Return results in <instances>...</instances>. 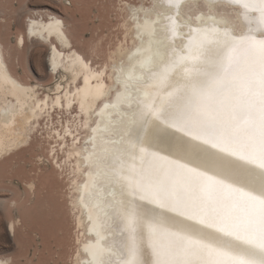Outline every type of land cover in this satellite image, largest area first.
Instances as JSON below:
<instances>
[{
  "label": "snow or ice",
  "instance_id": "1",
  "mask_svg": "<svg viewBox=\"0 0 264 264\" xmlns=\"http://www.w3.org/2000/svg\"><path fill=\"white\" fill-rule=\"evenodd\" d=\"M191 3L162 0L157 20L145 11L136 30L146 46L92 129L85 264H264V0H205L210 12L235 9L239 26L226 14L184 21ZM61 28L47 31L63 38ZM102 75L78 92L104 97ZM0 81L18 105L31 95L2 71Z\"/></svg>",
  "mask_w": 264,
  "mask_h": 264
},
{
  "label": "bare ground",
  "instance_id": "2",
  "mask_svg": "<svg viewBox=\"0 0 264 264\" xmlns=\"http://www.w3.org/2000/svg\"><path fill=\"white\" fill-rule=\"evenodd\" d=\"M151 1V8L149 6L147 8L139 7L130 9V30L133 39L131 40L132 46H130V48L127 47L125 50H120L123 48L121 45L119 46L121 47L120 49L117 47L119 50L116 57L113 59L111 58L109 63H106L99 69L93 68L91 64L85 60L84 56L74 49L72 38L69 35L70 33L61 17L50 15L48 22L29 18L24 35H20L16 39L18 46L24 44L25 38L49 43L50 52L48 68L50 74H59L62 81L66 80L74 84L73 88L70 89L69 83V85L63 86L62 81H58L53 88V92L56 95L54 98H51L52 94L51 96L47 95L45 98L40 99L37 93V86L24 83L25 80H23V82L22 79L17 76L18 74H15L12 66L13 56L11 57L12 54L8 52L2 40H0V71L5 73L12 81H15L22 88L31 91V95L21 99L18 105L17 97L10 90L11 85H5L0 81V222L4 221L6 224V228L2 230V233L4 231L2 235L5 237V240L9 238L12 239L17 252L16 254L0 257V264H18L21 261H26L25 256L31 244V238L29 237V235H31L30 232H35L38 235L42 245H44L43 241L48 238H52L54 243L58 245L64 241H66L68 247L73 244L74 248H66V252L70 254L69 260L71 264H85L87 256L84 254L83 248L92 238V234L89 232V210L85 206L90 203V200L83 189V185L88 179V170L83 163L84 150L86 148H91L92 129L96 128L97 124L103 127V123L106 122L105 117L100 115L101 109H103L104 104L113 103L115 101V93L118 88L116 77L120 75L121 68H123L125 72L129 71L131 64L134 63V60L130 61L129 57H131L138 48L146 46L147 38L138 35L136 23H143L145 11H149V18L151 20L158 19L155 12L151 11L154 4H161L155 11L162 13L165 11L162 6V0ZM199 2L203 6V9L194 10V13L190 12L191 14H189V12H187V7H185L182 11V20L187 21L189 17H192L194 23V17L198 15H203L205 18L211 15L219 19L224 13L218 11V6H214L210 12L205 4V0H192L191 4L196 5ZM3 6H5V2L0 1V8ZM190 8H193V6ZM222 9L223 7H221V10ZM229 9L234 13L230 18L239 26L242 22L236 20V10L232 8ZM231 12H229L230 15ZM133 15L137 17V20L133 19ZM55 20L61 22L63 38L58 36L55 31L51 33L47 31V26ZM161 23H163L162 20ZM208 23H211V20H208ZM183 31L186 33L188 29L184 28ZM126 35L128 34L126 33ZM52 42L60 45L61 50L55 45H52ZM177 43H179V41ZM77 57L87 65V68H83L80 65L76 59ZM98 73L103 74L100 76L99 83L104 86L107 94L98 99H85L83 94L78 92V89L84 87L85 76L96 75ZM77 82H79V85H76ZM90 84L95 85L96 81L91 80ZM61 92L62 94H60ZM82 104L83 107H81ZM37 105L40 107L38 108ZM54 105L58 107L63 106L67 111L73 108L79 110V118H82L79 128H81V132L85 133L84 138L81 142V136L77 137V135L75 136L74 134V132L77 133L80 129L77 130L76 128L73 130L69 127L71 125L68 123L69 126H65V130L62 131L63 134L57 130L53 132L57 139L61 141L58 146L60 152L63 153L65 157L62 164L54 162L52 165H48L44 163L43 159L38 158L33 165L38 167H52L58 174V177H61L65 170L64 168H66V164L69 165L70 176L68 179L70 182L67 187L69 188L67 189L69 192L67 199L68 205L66 208L64 206L65 202L63 196H60L61 200H57L59 192L61 191L55 190L57 181L49 170V173L46 174L40 168L39 171L32 174L26 167L25 162H23V164H17L16 162L10 163L12 155L21 151L25 146L30 145L33 134L39 126L40 118H42L43 114L50 116L49 108L52 109ZM41 108L43 110H41ZM9 113H15L14 120ZM118 119L119 117L113 114V120L115 121ZM78 123H80L79 120ZM149 134H151V130H149ZM66 138H70V144H67ZM154 150L160 151L162 155L170 154V148L165 142H158ZM53 151L55 152L52 148L51 152ZM16 164L20 165L19 167L16 166L18 168L14 169ZM14 179H16V185L21 187V191L16 187L10 190L4 185L7 182L8 185L13 186L12 183ZM82 196L85 197L83 203L81 202ZM67 209L69 211H67L68 216L70 215L71 218L69 224L64 216L66 215L65 211ZM63 227H68L66 236L65 232H63ZM59 231L61 235L57 236ZM63 249V246H61L60 251ZM40 254L41 253L37 256L38 264L44 263L45 260V257H41ZM61 258L60 253H58L57 259H60L62 264H67V260ZM58 260L53 263L58 264Z\"/></svg>",
  "mask_w": 264,
  "mask_h": 264
},
{
  "label": "rangeland",
  "instance_id": "3",
  "mask_svg": "<svg viewBox=\"0 0 264 264\" xmlns=\"http://www.w3.org/2000/svg\"><path fill=\"white\" fill-rule=\"evenodd\" d=\"M5 2V6L0 8V40L7 48L12 57V66L15 74L23 80L24 83H28L33 86H37V93L40 99L45 96H51L54 98L56 95L53 92V88L58 81H62L59 74H50L48 68V58L50 52V44L35 39L25 38L24 44L18 46L16 39L20 35H24L25 27L29 18H35L38 21L48 22L50 15H57L61 17L65 23V26L70 33V37L73 41V47L76 49L85 60L91 64L95 69H99L106 63H109L111 58L116 57L118 50L127 49L132 46L131 36V19L130 9L152 6L151 0H0ZM151 2V3H150ZM150 4V5H149ZM199 5V7H198ZM193 8H190L192 7ZM218 6L219 12L228 15L231 10L227 7ZM201 10L203 6L199 3L196 5L190 4L187 7V12L191 14L194 10ZM225 9V10H224ZM227 9V10H226ZM128 11V12H127ZM194 11V12H195ZM191 12V13H190ZM193 12V13H194ZM128 16H127V15ZM234 15L231 12L230 17ZM129 23V24H128ZM126 27V28H125ZM126 33L129 35H126ZM127 37V39H126ZM130 38V39H129ZM126 39V40H125ZM125 40V41H124ZM126 42V43H125ZM124 43V46H123ZM59 50L60 45L52 42ZM119 47V49H117ZM117 50V51H116ZM116 51V52H115ZM112 54V56H111ZM115 54V55H114ZM109 58V59H108ZM70 85H69V84ZM62 85H69L70 89L74 84L70 81H62ZM79 85V82L76 83ZM62 94V92L60 93ZM51 107V106H50ZM63 106L54 105L52 109L49 108L50 116L43 114L39 120V126L36 132L33 134L32 141L29 146H25L21 151L12 155L11 162L17 164H23L25 162L26 167L31 173H36L41 168L44 173H50L57 181L55 190L59 192L57 200H61L60 196H63L65 202V208L68 205V192L69 188V172L70 167L66 164L64 172L61 177L54 171L52 167L35 166L38 158L44 160L45 164L52 165L54 162L62 164L65 157L60 152L58 144L61 143L53 133L58 131L63 134L62 131L68 125H71L73 130L80 129L78 132H74L75 136L81 138V142L84 138V132H81L79 124H81L82 118H79V110L73 108L67 111ZM78 116V117H77ZM78 120L80 123H78ZM67 123V124H66ZM77 124V125H76ZM67 125V126H66ZM75 125V127H74ZM66 126V127H65ZM74 127V128H73ZM61 130V131H59ZM81 133V134H80ZM67 144H70V138H66ZM55 152H51V149ZM9 164V163H8ZM15 165L18 168L19 165ZM18 166V167H16ZM22 166V165H21ZM68 174V175H67ZM16 179L13 180V186L4 184L6 188L10 190L16 187L21 191V187L16 185ZM68 209L65 211V220L68 224L71 222L70 215L68 216ZM6 228L5 222H0V257L5 255L16 254V247L12 239L5 240L2 235V230ZM65 236L68 233V227H63ZM31 244L26 253V261H21L18 264H38L37 256L41 253V257L44 256L45 260L42 264H56L57 255L60 253L61 259H66L67 264H71L69 260L68 252L66 248H74L71 244L67 246L66 241L61 244H56L52 238L45 239L44 245L38 238L35 232H30ZM60 231L57 236H60ZM3 245V246H2ZM58 245V246H56ZM63 246V250L60 251V247ZM67 255V256H66ZM66 256L65 258H63ZM24 260V259H23ZM64 262V261H63ZM58 264H62L61 260H58Z\"/></svg>",
  "mask_w": 264,
  "mask_h": 264
}]
</instances>
